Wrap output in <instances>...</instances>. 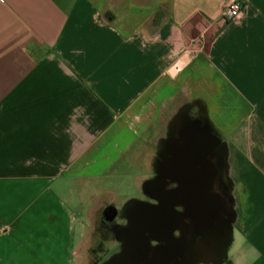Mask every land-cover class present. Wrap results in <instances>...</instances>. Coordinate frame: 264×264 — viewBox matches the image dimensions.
I'll return each mask as SVG.
<instances>
[{
  "label": "crops",
  "instance_id": "crops-1",
  "mask_svg": "<svg viewBox=\"0 0 264 264\" xmlns=\"http://www.w3.org/2000/svg\"><path fill=\"white\" fill-rule=\"evenodd\" d=\"M226 1L0 0V264H81L99 237L119 264L105 212L131 227L159 160L204 144L213 211L174 264H264V0Z\"/></svg>",
  "mask_w": 264,
  "mask_h": 264
},
{
  "label": "flooded vegetation",
  "instance_id": "flooded-vegetation-1",
  "mask_svg": "<svg viewBox=\"0 0 264 264\" xmlns=\"http://www.w3.org/2000/svg\"><path fill=\"white\" fill-rule=\"evenodd\" d=\"M208 149L201 150L199 158L189 157L182 161L175 157L171 163L175 166L176 174H171L168 167L165 168L162 159L159 160L156 172L153 177L151 186V196L147 208L151 211L155 225L159 222L163 225V233L156 228L148 233L149 253L148 256L142 255V262L139 255L133 251L127 254V245L130 241L129 226L131 213L127 215L116 213L114 209H108L103 218V225L110 228L115 220L120 219L121 224L115 227V231L122 240L119 243L117 252L122 259L119 264H174L181 258V253L185 247L183 234L187 228L192 232L194 242L198 239L197 233L199 227L197 221L203 212L212 215L213 206L203 208L202 203H213V195L207 190L212 183L214 169L207 165L206 155ZM221 149L216 152V165L219 176L221 178L222 160ZM200 164V169H196L195 165ZM182 167V168H181ZM183 170V171H182ZM215 185H223L222 181H218ZM176 194L179 198L173 200L176 204V210L173 212L168 205L171 203V194ZM188 220L190 225H184V220ZM187 227V228H186ZM133 239V237H132Z\"/></svg>",
  "mask_w": 264,
  "mask_h": 264
},
{
  "label": "water",
  "instance_id": "water-1",
  "mask_svg": "<svg viewBox=\"0 0 264 264\" xmlns=\"http://www.w3.org/2000/svg\"><path fill=\"white\" fill-rule=\"evenodd\" d=\"M188 148H190L191 146H193V144H188L187 145ZM202 150H206V145L204 144L203 147H201ZM188 159V158H187ZM176 172V171H175ZM175 172H172L171 174H176ZM153 182V181H152ZM152 182L149 183V185L151 186ZM171 198H172V202L169 203L168 207L169 209L173 212L174 210H176V204L173 203V200L179 198L178 195L176 194H171ZM205 203V202H203ZM139 213L137 214V218L135 219V221L132 223L131 227H129V237H130V241L127 245V254H131L133 251H135V254H138L139 256V260L137 262H142L143 260L141 259L142 255H146V257L148 256L149 253V242L148 239L146 237V234L152 232L153 229H157L160 230V233H163V225L159 222V225H155L156 223H154L152 215H151V211L148 208H142L140 209V211H138ZM205 216V214H203ZM133 237V239H132ZM146 260V259H145ZM144 260V261H145Z\"/></svg>",
  "mask_w": 264,
  "mask_h": 264
},
{
  "label": "rangeland",
  "instance_id": "rangeland-1",
  "mask_svg": "<svg viewBox=\"0 0 264 264\" xmlns=\"http://www.w3.org/2000/svg\"><path fill=\"white\" fill-rule=\"evenodd\" d=\"M130 192L133 193V196H131L130 198H140V199L144 198V194L140 191L133 192V190H130ZM124 198L125 197L123 196H120L117 198L118 200L117 207L119 209H122L125 206L126 202L128 201V199L124 201L125 200ZM76 209L78 208L76 207ZM97 241H99V243L98 244L96 243L94 247L92 246L84 247V252L81 255V258H83V260L81 261V264H99L98 256L103 257L105 255L102 252V250H100L102 248L101 245L103 246L107 245L109 244V242L108 240L103 239L101 237L97 238ZM94 250L96 251V253Z\"/></svg>",
  "mask_w": 264,
  "mask_h": 264
},
{
  "label": "built area",
  "instance_id": "built-area-1",
  "mask_svg": "<svg viewBox=\"0 0 264 264\" xmlns=\"http://www.w3.org/2000/svg\"><path fill=\"white\" fill-rule=\"evenodd\" d=\"M246 7V0H227L223 18L226 21H234L239 19Z\"/></svg>",
  "mask_w": 264,
  "mask_h": 264
}]
</instances>
